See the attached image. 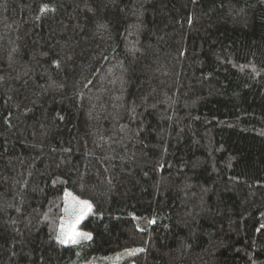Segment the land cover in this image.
Returning a JSON list of instances; mask_svg holds the SVG:
<instances>
[{"label": "trees", "instance_id": "obj_1", "mask_svg": "<svg viewBox=\"0 0 264 264\" xmlns=\"http://www.w3.org/2000/svg\"><path fill=\"white\" fill-rule=\"evenodd\" d=\"M129 250L264 264V0H0V264Z\"/></svg>", "mask_w": 264, "mask_h": 264}, {"label": "rangeland", "instance_id": "obj_2", "mask_svg": "<svg viewBox=\"0 0 264 264\" xmlns=\"http://www.w3.org/2000/svg\"><path fill=\"white\" fill-rule=\"evenodd\" d=\"M81 202L86 201L78 199L70 193L66 194L64 214L61 220V224L53 235L54 240L60 242V239L64 238L67 240V242L62 244L74 246H77L80 243L89 240L85 238V235L90 234L79 229V225L90 211V208H85ZM81 214H83L82 218ZM69 237L74 238L76 242L73 243L72 239H69ZM135 253V250H129L116 255L97 257L87 264H119L132 257Z\"/></svg>", "mask_w": 264, "mask_h": 264}, {"label": "snow or ice", "instance_id": "obj_3", "mask_svg": "<svg viewBox=\"0 0 264 264\" xmlns=\"http://www.w3.org/2000/svg\"><path fill=\"white\" fill-rule=\"evenodd\" d=\"M81 203L83 204V206H84L85 208H90V207H91L87 202H81ZM82 216H83V214H81V218H82ZM85 238H86V239H91L90 235H85ZM69 239H72V242H73V243L76 242V240H75L74 238H72V237H69ZM60 242H61V243H66L67 240L64 239V238H61V239H60Z\"/></svg>", "mask_w": 264, "mask_h": 264}]
</instances>
